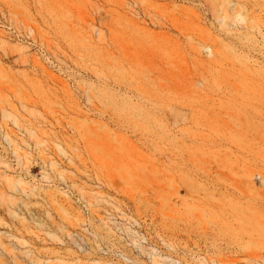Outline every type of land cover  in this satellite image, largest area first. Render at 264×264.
<instances>
[{
    "label": "rangeland",
    "instance_id": "374dc122",
    "mask_svg": "<svg viewBox=\"0 0 264 264\" xmlns=\"http://www.w3.org/2000/svg\"><path fill=\"white\" fill-rule=\"evenodd\" d=\"M0 264H264V0H0Z\"/></svg>",
    "mask_w": 264,
    "mask_h": 264
}]
</instances>
